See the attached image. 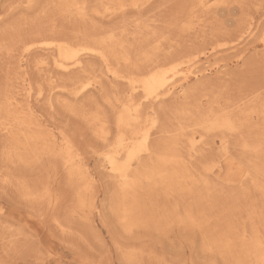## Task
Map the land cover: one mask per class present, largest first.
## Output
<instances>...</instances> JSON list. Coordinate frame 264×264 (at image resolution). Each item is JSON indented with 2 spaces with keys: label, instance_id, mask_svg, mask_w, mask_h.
I'll return each mask as SVG.
<instances>
[{
  "label": "rangeland",
  "instance_id": "1",
  "mask_svg": "<svg viewBox=\"0 0 264 264\" xmlns=\"http://www.w3.org/2000/svg\"><path fill=\"white\" fill-rule=\"evenodd\" d=\"M261 37L264 0H0V264H231L216 246L222 234L249 244L258 232L262 242L247 254L260 262ZM74 51L78 66L68 59ZM152 71L167 73L151 96L139 79ZM137 105L144 126L133 125ZM152 124L143 149L132 132ZM165 137L185 168L164 187L140 179L139 213L129 218L124 181L106 159L142 172ZM189 217L206 224L200 230Z\"/></svg>",
  "mask_w": 264,
  "mask_h": 264
},
{
  "label": "bare ground",
  "instance_id": "2",
  "mask_svg": "<svg viewBox=\"0 0 264 264\" xmlns=\"http://www.w3.org/2000/svg\"><path fill=\"white\" fill-rule=\"evenodd\" d=\"M199 2V1H198ZM201 2V1H200ZM198 5V4H197ZM68 8V7H67ZM123 10V9H122ZM208 10V9H207ZM62 12V11H61ZM53 16V15H52ZM59 18V17H58ZM131 22H134V21H131ZM124 30V29H123ZM242 30V29H241ZM254 32V31H253ZM255 33V32H254ZM222 36V35H221ZM128 37V36H127ZM257 37V36H256ZM42 38V37H41ZM126 38V37H125ZM261 38H264V37H261ZM106 39V38H105ZM135 39V38H134ZM257 39V38H256ZM260 40V39H259ZM262 40V39H261ZM264 40V39H263ZM45 41V40H44ZM127 41H129V40H127ZM42 42H43V40H42ZM49 42H51V41H49ZM107 42V41H106ZM105 42V43H106ZM248 42V41H247ZM254 42V41H253ZM256 43H257V41H255ZM39 43V42H38ZM46 43H48V42H46ZM115 43V42H114ZM118 43V42H117ZM117 43H115V45L117 44ZM130 43V42H129ZM133 43V42H132ZM245 43V42H244ZM261 43V42H260ZM264 43V42H263ZM262 43V44H263ZM44 44V43H43ZM69 44V43H68ZM108 44V43H107ZM133 44H135V42L133 43ZM255 44V43H254ZM35 45V44H34ZM40 45V44H39ZM41 45H42V43H41ZM46 45H49V44H46ZM45 45V46H46ZM246 45V44H245ZM244 45V46H245ZM248 45V44H247ZM31 47H32V45H30ZM117 46V45H116ZM263 46H264V44H263ZM80 47H82V46H80ZM261 47H262V45H261ZM127 48V47H126ZM129 48V47H128ZM127 48V49H128ZM244 47H242V49H243ZM30 49V48H29ZM112 49V48H111ZM129 49H131V48H129ZM112 50H114V48L112 49ZM244 50V49H243ZM242 50V51H243ZM259 50V49H258ZM86 51H87V49H86ZM129 51V50H128ZM133 51H135V50H133ZM114 52V51H113ZM131 52H132V50H131ZM256 52V51H255ZM65 53V52H64ZM80 53V52H79ZM244 53V52H243ZM130 55H131V53L129 54V57H130ZM241 55V54H240ZM105 56V55H104ZM106 57V56H105ZM104 58V57H103ZM107 58V57H106ZM118 58H119V56H118ZM68 59H70L71 60V65L72 66H78L79 64H80V62H81V58H80V56L78 55V52H76V51H74L73 53H71L70 55H69V58ZM109 59V58H108ZM121 59H122V57H121ZM129 59V58H128ZM158 59V58H157ZM111 60V59H110ZM119 61V60H118ZM129 61H130V59H129ZM128 61V62H129ZM242 61V60H241ZM110 62V61H109ZM160 62V61H159ZM131 63H133V62H131ZM112 64V63H111ZM135 64H136V61H135ZM59 65V64H58ZM132 65V64H131ZM61 66H63V65H60L59 67H61ZM112 66V65H111ZM110 66V67H111ZM64 67H67L66 65L64 66ZM113 67H115V66H112L111 67V72H113V71H115V70H113V69H115V68H113ZM113 68V69H112ZM138 68V67H137ZM109 70V69H108ZM113 70V71H112ZM164 70V69H163ZM162 71V70H161ZM166 71V70H165ZM156 72V71H155ZM169 72V71H168ZM152 74H149L148 76H144L145 78L144 79H139V80H141V81H139V83H140V87L144 90V92L146 91V92H154L155 91V89L156 88H158V87H163L164 86V81H163V76H166V75H164V74H166V73H164L163 72V75H161V73H154L153 71L151 72ZM197 73V72H196ZM195 73V74H196ZM85 74V73H84ZM112 74V73H111ZM115 74H117V72L115 73ZM130 74V73H129ZM173 74V73H172ZM174 74H176V72L174 73ZM194 74V75H195ZM168 75V74H167ZM171 75V74H170ZM130 76V75H129ZM176 76V75H175ZM229 76H231V75H229ZM228 76V77H229ZM172 77V76H171ZM170 77V79H172ZM61 78V77H60ZM128 78H130V77H128ZM209 77L207 76V79H208ZM133 79V78H132ZM131 79V82H133L134 80H132ZM167 79H169V76L167 77ZM167 79H165V80H167ZM59 80H61V79H59ZM127 80V79H126ZM138 80V79H137ZM55 81V80H54ZM169 81H171V80H169ZM62 82V81H61ZM60 82V83H61ZM131 82H130V84H131ZM166 82V81H165ZM174 82V81H173ZM59 83V84H60ZM244 83V82H243ZM30 84V83H29ZM87 84H90V80H89V83H87ZM171 84V83H170ZM186 84V83H185ZM205 84V83H204ZM200 85V84H199ZM85 86L86 85H83V87L82 88H85ZM171 86V85H170ZM173 86H174V83H173ZM133 87V84H132V86H131V88ZM169 87V86H168ZM137 86L136 87H133V91H137ZM53 90V89H52ZM81 90V89H80ZM157 90V89H156ZM172 90V89H171ZM170 90V87L169 88H166V93H168V92H170L171 91ZM201 89H199V91H200ZM204 90H206V87H205V89ZM203 91V90H202ZM157 92V91H156ZM155 92V93H156ZM205 92V91H204ZM6 93V92H5ZM124 93V92H123ZM132 93V92H131ZM154 93V94H155ZM54 94V93H53ZM7 95V94H6ZM5 95V96H6ZM55 95V94H54ZM145 95H146V93H145ZM144 95V96H145ZM150 95H151V93H150ZM156 95V94H155ZM184 95V94H183ZM40 96V95H39ZM152 96V95H151ZM7 97V96H6ZM117 97H119V96H117ZM146 97H148V96H146ZM150 97V96H149ZM9 98H10V96H9ZM154 98V97H153ZM6 99V98H5ZM116 99V98H115ZM194 99V98H193ZM13 100H15V99H13ZM17 100V99H16ZM12 101V100H11ZM119 101H120V99H119ZM10 102V101H9ZM133 102V101H132ZM132 102H131V104H132ZM166 102V101H165ZM5 103L6 102H4V105H5ZM207 103V102H206ZM8 104V103H7ZM116 104V103H115ZM140 104V103H139ZM223 104V103H222ZM9 105V104H8ZM7 105V106H8ZM10 105H11V103H10ZM12 106V105H11ZM11 106H10V108H11ZM19 105L17 104V107H18ZM132 106H134L133 104H132ZM197 106V105H196ZM100 107V106H99ZM114 107V106H113ZM117 107V106H116ZM115 107V108H116ZM6 108H8V107H6ZM9 108V109H10ZM12 108H13V106H12ZM167 108V107H166ZM216 108V107H215ZM134 109V108H133ZM214 109V108H213ZM8 110V109H7ZM18 110H19V108H18ZM17 111V110H16ZM15 111V113H17L18 114V112H16ZM20 111V110H19ZM24 111V110H23ZM71 111V110H70ZM118 111V110H117ZM8 112H12L11 110L10 111H8ZM14 112V111H13ZM134 123H133V125L134 126H136V125H138V127L139 126H141L142 124H143V126H144V124H145V120L146 119H144V115H143V112L141 111V107H140V105H137L136 106V108H135V110H134ZM222 112V111H221ZM31 113V112H30ZM119 113V112H118ZM123 114H124V112H123ZM214 114V113H213ZM261 114V113H260ZM20 115V114H19ZM23 115V114H22ZM28 115V114H27ZM121 115V114H120ZM119 115V116H120ZM11 116V115H10ZM17 116V115H16ZM16 116H14V118L16 117ZM214 116V115H213ZM27 117V116H26ZM176 117V116H175ZM254 117V116H253ZM17 118V117H16ZM15 118V119H16ZM22 118V117H21ZM24 118V117H23ZM119 118H121V117H119ZM147 118V117H146ZM3 119V118H2ZM31 119V118H30ZM106 119V118H105ZM176 119V118H175ZM18 120V119H17ZM20 120V119H19ZM23 120V119H22ZM11 121V120H10ZM16 121V120H15ZM24 122V121H23ZM28 122H29V120H28ZM27 122V123H28ZM31 122V121H30ZM157 122H158V120H157ZM26 123V124H27ZM97 123V122H96ZM103 123H106V122H103ZM118 123V122H117ZM125 123V122H124ZM22 124V123H21ZM35 124V123H34ZM158 124H160V123H158ZM179 125H181L180 123H178ZM199 124V123H198ZM17 125H19V124H17ZM25 125V124H24ZM23 125V126H24ZM32 125H33V123H32ZM36 125V124H35ZM103 125H106V124H103ZM195 125V124H194ZM28 126V125H27ZM30 126H31V124H30ZM38 126V125H37ZM127 126H128V124H127ZM142 126V127H143ZM196 126V125H195ZM20 127V126H19ZM32 127V126H31ZM126 127V126H125ZM129 127H130V125H129ZM133 127V126H132ZM154 127H155V124H152L151 126H149V127H146L142 132H141V130H138V129H134V128H132V129H134L133 130V132H132V135L131 136H133L134 134L136 135V137L138 136V134H142L141 136V139H143V140H140V138H139V141H141L140 143L139 142H137V143H139L142 147H143V149H145L146 148V141H147V139L149 138V136H150V134H151V130L152 129H154ZM178 127V126H177ZM181 127V126H180ZM12 128V127H11ZM24 128V127H23ZM26 128V127H25ZM109 128V127H108ZM124 128V127H123ZM156 128V127H155ZM10 129V128H9ZM16 129V128H15ZM20 129V128H19ZM22 129V128H21ZM30 129V128H29ZM32 129V128H31ZM128 129V128H127ZM131 129V130H132ZM157 129V128H156ZM182 129V128H181ZM4 130H5V128H4ZM130 130V128H129V131H131ZM10 131V130H9ZM17 131V130H16ZM24 131V130H23ZM22 131V132H23ZM32 131V130H31ZM39 131V130H38ZM121 131V130H120ZM127 131V130H126ZM172 131V130H171ZM236 131V130H235ZM11 132H13V130H11ZM34 132V131H33ZM168 132V131H167ZM182 132V131H181ZM241 132V131H240ZM48 133V132H47ZM116 133H117V131H116ZM125 133V132H124ZM197 133H198V131H197ZM9 134V133H8ZM23 135H24V133H22ZM21 134V135H22ZM27 134V136H28V133H26ZM52 134V133H51ZM119 134V133H118ZM126 134V133H125ZM168 134V133H167ZM11 135V134H10ZM16 135V134H15ZM15 135L13 136V137H15ZM18 135V134H17ZM64 135V134H63ZM199 135V134H198ZM205 135V134H204ZM233 135H234V133H233ZM31 136V135H30ZM49 136H50V134H49ZM119 136L120 137H122V136H124V134H119L118 136H117V140H120L121 138H119ZM160 136H162V137H164L163 135H162V133H161V135ZM12 137V136H11ZM12 137V138H13ZM51 137V136H50ZM54 137V136H53ZM169 137V136H168ZM29 138V137H28ZM33 138H34V136H33ZM32 138V139H33ZM48 138V137H47ZM95 138V137H94ZM138 138V137H137ZM166 139H167V137H165ZM16 139V141H18L17 140V138H15ZM14 139V140H15ZM27 139V138H26ZM32 139L30 140L31 142H32ZM67 139V138H66ZM70 139V138H69ZM129 139V138H128ZM127 139V140H128ZM133 139V138H132ZM136 139V138H135ZM170 139V138H169ZM203 139H204V136H203ZM206 139V138H205ZM219 139V138H218ZM234 139V138H233ZM232 139V140H233ZM13 140V139H12ZM21 140H23V139H21ZM28 141H29V139H27ZM40 140V139H39ZM54 140H55V137H54ZM20 141V140H19ZM29 141V142H30ZM135 141V140H134ZM136 141H138V140H136ZM166 142H164L163 141V143H164V145H163V147H162V149H152V147H150L152 150H148V155H149V158H151L150 159V162H149V164H148V166L147 167H143V170H142V172H136V170H135V172L136 173H133V170L130 168V165L129 164H120V163H118L117 162V160L114 158V157H109V158H107L106 159V163H107V168L112 172V173H114V174H116L118 177H120L124 182H123V187H122V190H121V194L122 195H120V196H122L121 197V199H122V202H124L125 203V205H124V212L123 213H126V216H128L129 218H131L132 217V215L133 214H137V213H139V208L136 206V204H137V195H138V193H137V186L139 187V185L137 184L138 183V181L140 180V179H143V178H146V177H149L150 179L152 178L153 180L155 179V182H160L159 184H162L161 186H163V183L166 181V180H168V181H170L171 179H174L173 177L177 174L178 175V173H180L179 172V170H181V168H185V166H183V163L184 162H186V161H184V162H182V158L180 157V155H179V153H178V148H177V142L174 140V139H170V140H165ZM230 141V140H229ZM13 142H15V141H13ZM13 142H11L10 144H12ZM68 142H70V141H68ZM67 141H66V143H68ZM35 143H36V140H35ZM56 143V142H55ZM185 143V142H184ZM202 143H203V141H202ZM227 143V142H226ZM229 143V142H228ZM37 144V143H36ZM46 144V143H45ZM69 144V143H68ZM72 144V143H71ZM115 144V143H114ZM23 145V144H22ZM124 142H123V139H121L120 141H119V146H118V144H117V146H118V149H117V151H120V150H122V149H124ZM185 145V144H184ZM11 146V145H10ZM24 146V145H23ZM22 146V147H23ZM29 146V145H28ZM33 146H35V145H33ZM47 146V145H46ZM69 146V145H68ZM117 146H115V147H117ZM253 146V145H252ZM25 147V146H24ZM38 146L36 145V148H37ZM48 148H49V146H47ZM138 147H139V145H138ZM190 146H188V148H189ZM36 148H34L35 150H36ZM45 148V147H44ZM149 148V149H150ZM196 148H198V147H196ZM135 149V148H134ZM194 149V148H193ZM9 150V149H8ZM189 150V149H188ZM191 150V149H190ZM198 150V149H197ZM247 150V149H246ZM33 151V150H32ZM39 151V150H38ZM43 151V150H42ZM50 151V150H49ZM131 151V153H130V157L132 158L134 155H135V151H136V149H135V151H133L132 152V150H130ZM200 151V150H199ZM20 152V151H19ZM70 152H72V151H70ZM69 152V153H70ZM103 152V151H102ZM113 152H114V150H113ZM143 152V151H142ZM196 152V151H195ZM198 152V151H197ZM202 152V151H201ZM200 152V153H201ZM204 152H206V151H204ZM41 153V152H40ZM77 153V152H76ZM188 153H190V152H188ZM253 153V152H252ZM21 154V153H20ZM36 154H37V151H36ZM35 154V155H36ZM50 154V153H49ZM64 154V153H63ZM30 155V154H29ZM38 155V154H37ZM65 155H67V154H65ZM244 155V154H243ZM246 155V154H245ZM7 156V155H6ZM10 156V155H9ZM68 156H69V154H68ZM67 156V157H68ZM73 156V155H72ZM107 156V155H106ZM109 156V155H108ZM226 156V155H225ZM17 157H18V155H17ZM37 157V156H36ZM99 157V156H98ZM104 157V156H103ZM224 157V156H223ZM51 158H52V156H51ZM225 158V157H224ZM246 158H247V156H246ZM66 159V158H65ZM104 159H105V157H104ZM6 160H7V158H6ZM10 160V159H9ZM29 160V159H28ZM11 161V160H10ZM13 161V160H12ZM189 161V160H188ZM72 163V162H71ZM103 163V162H102ZM253 163V162H252ZM185 165H186V163H184ZM245 165V164H244ZM204 166V165H203ZM236 166V165H235ZM187 167V166H186ZM237 167V166H236ZM187 170H189V169H187ZM242 170V169H241ZM240 170V171H241ZM246 171V170H245ZM182 172H184V169H183V171H181V173ZM187 173H189V172H187ZM237 173V172H236ZM240 173H242V172H240ZM239 173V174H240ZM144 174H145V176H144ZM187 175V174H186ZM186 175H184L183 174V176L184 177H186ZM130 176H131V178H132V180H130L131 178H130ZM234 175H232V177H233ZM240 176V175H239ZM177 177V176H176ZM175 177V178H176ZM179 177V176H178ZM177 177V178H178ZM184 177H182V178H184ZM189 177H191L190 175H189ZM236 177H238V176H236ZM257 177V176H256ZM116 178V177H115ZM119 178V179H120ZM182 178H180V180H182ZM118 179V180H119ZM170 179V180H169ZM232 179V178H231ZM184 180H186V179H184ZM191 180V179H190ZM236 180H238V179H236ZM146 181H148V180H146ZM167 181V182H168ZM174 181V180H173ZM179 181V180H178ZM177 181V182H178ZM187 181V180H186ZM205 181H207V180H205ZM150 182H151V180H150ZM188 182H189V180H188ZM192 182V181H191ZM152 183V182H151ZM170 183H172V182H170ZM200 183V182H199ZM205 183V182H204ZM207 183V182H206ZM146 184V183H145ZM147 184H148V182H147ZM164 184H166V183H164ZM179 184H182V183H180V181H179ZM184 184H186V183H184ZM151 185V184H150ZM190 185V184H189ZM188 185V186H189ZM191 185H193L192 183H191ZM214 185H216V184H214ZM148 186V185H147ZM180 186V185H179ZM181 186H183V185H181ZM85 187V186H84ZM83 187V188H84ZM155 187V186H154ZM164 187V186H163ZM166 187H167V185H166ZM171 187H173L174 188V186H172L171 185ZM178 187V186H177ZM191 187V190L193 189V186H190ZM203 187V186H202ZM49 188V187H48ZM160 188V187H159ZM168 188V187H167ZM166 188V189H167ZM170 188V187H169ZM168 188V189H169ZM180 188V187H179ZM185 188V187H184ZM183 188V189H184ZM140 189H142V188H140ZM146 189H147V187H146ZM148 189H152V188H149L148 187ZM143 190V189H142ZM153 190V189H152ZM156 190V189H155ZM174 190V189H173ZM179 190V189H178ZM138 191H140V190H138ZM144 191V190H143ZM163 191V190H162ZM172 191V190H171ZM175 191V190H174ZM181 191V190H180ZM189 191H190V189H189ZM196 191V190H195ZM205 191V190H204ZM25 192H26V190H25ZM79 192H80V187H79ZM167 192V191H166ZM176 192V191H175ZM179 192V191H178ZM185 192V191H184ZM237 192H238V190H237ZM120 193V192H119ZM177 193V192H176ZM176 193H174V194H176ZM191 193H193L192 191H191ZM195 193V192H194ZM205 193V192H204ZM255 193V192H254ZM129 194H132L131 196H129L128 197V195ZM178 194H180V192L178 193ZM164 195V194H163ZM169 195V194H168ZM185 195V194H184ZM188 195V194H187ZM152 196V195H151ZM178 195H176V197H177ZM181 196H183V194L181 193ZM186 196V195H185ZM185 196L184 197H182V198H185ZM190 196V195H189ZM188 196V197H189ZM160 197V196H159ZM162 197V196H161ZM139 198V197H138ZM163 198V197H162ZM165 198V197H164ZM167 198V197H166ZM207 198V197H206ZM121 199H119V200H121ZM158 199V198H157ZM170 199V198H169ZM188 199V198H187ZM86 200V202H87V199H85ZM140 200V199H139ZM154 200V199H153ZM152 200V201H153ZM186 200V199H185ZM208 200V199H207ZM188 201V200H187ZM198 201V200H197ZM119 203H120V201H118ZM178 202H180V201H178ZM183 202V201H182ZM182 202L181 203H179V204H182ZM123 203V204H124ZM138 205V204H137ZM166 205H168V204H166ZM252 205V204H251ZM119 206V205H118ZM185 206H186V204H185ZM212 206V205H211ZM180 207V206H179ZM182 207V206H181ZM187 207V206H186ZM193 207V206H192ZM203 207H205V206H203ZM251 208V207H250ZM185 209V208H184ZM187 209H188V207H187ZM186 209V210H187ZM190 209V208H189ZM257 209V208H256ZM182 210H183V208H182ZM213 210H214V208H213ZM187 213H189V212H187ZM176 214V213H175ZM208 214V213H207ZM141 215H143V214H141ZM154 215V214H153ZM174 215V214H173ZM184 215H185V213H184ZM187 215V214H186ZM197 215V214H196ZM201 215H202V213H201ZM190 216V215H189ZM193 216V215H192ZM213 216V215H212ZM251 216H253V215H251ZM173 217V216H172ZM185 217V216H184ZM211 217V216H210ZM156 218V217H155ZM258 218V217H257ZM134 219V218H133ZM132 219V220H133ZM189 221H190V223L191 224H197L198 226H199V229H200V227H202L203 225H205L206 224V222L205 221H200L199 223L196 221V219L194 218H191V217H189ZM211 220H212V218H210ZM253 219V218H252ZM255 219V218H254ZM125 220H127V218L125 219ZM215 220V219H214ZM250 220V219H249ZM221 221V220H220ZM255 221H257V220H255ZM150 222V221H149ZM239 222V221H238ZM260 222V221H259ZM258 222V223H259ZM262 222V221H261ZM260 222V223H261ZM172 223H174V222H172ZM239 223H241V222H239ZM210 224H211V222H210ZM215 224H217V226H216V228H221V223H218V221L217 222H215ZM262 224H263V222H262ZM208 225V224H207ZM255 225V224H254ZM260 225V224H259ZM210 226V225H209ZM257 226V225H256ZM177 227V226H176ZM195 227V226H194ZM240 227V226H239ZM242 227V226H241ZM258 227V226H257ZM142 228V227H141ZM144 228V227H143ZM254 228H256V227H254ZM261 228V227H260ZM191 229V228H190ZM207 229V228H206ZM257 229H259V227L257 228ZM151 230V229H150ZM192 230V229H191ZM200 230H202V229H200ZM131 231V230H130ZM180 231H181V229H180ZM213 231V230H212ZM216 231V230H215ZM218 231V230H217ZM260 231V230H259ZM264 231V230H263ZM133 232V231H132ZM194 232V231H193ZM209 232V231H208ZM235 232V231H234ZM244 232H245V229H244ZM189 233H190V231H189ZM224 233V232H223ZM243 233V232H242ZM259 233L260 232H258V234L257 235H254V238L251 240V242L249 243V244H245L244 242H242V241H238V239H235V238H230V237H228V236H224L223 234H222V236L220 237V240H219V242L217 243V249L218 250H222L223 249V251L225 252V254H226V257H228V259H230V260H232L231 262V264H264V254H262L261 256H260V262H251V261H249L248 259L250 258V255L249 254H247L248 252V250H250V249H252L253 251H257L258 250V248H259V246H260V242H262V241H259ZM207 234H209V233H207ZM239 234H240V232H239ZM132 235V234H131ZM215 235H216V233H215ZM203 237V236H202ZM263 237V236H262ZM262 237H261V239H262ZM208 238V237H207ZM211 238V237H210ZM237 238V237H236ZM205 239V238H204ZM207 240V239H206ZM225 240L227 241V242H225ZM209 241V240H208ZM209 242H211V241H209ZM204 243V242H203ZM202 243V244H203ZM206 243V242H205ZM204 243V244H205ZM208 243V242H207ZM25 244V243H24ZM192 244V243H191ZM209 244V243H208ZM212 244V243H211ZM248 245V246H247ZM208 246V245H207ZM213 246V245H212ZM206 247V246H205ZM205 250H207V249H205ZM237 250H239L240 252H239V254L238 253H236L237 252ZM262 250V249H261ZM263 252H264V250H262ZM262 252V253H263ZM126 253V252H125ZM205 254V253H204ZM218 255V254H217ZM5 264V263H4Z\"/></svg>",
  "mask_w": 264,
  "mask_h": 264
}]
</instances>
